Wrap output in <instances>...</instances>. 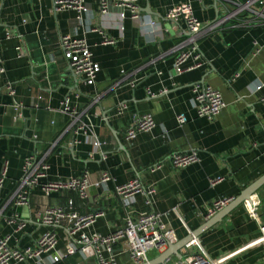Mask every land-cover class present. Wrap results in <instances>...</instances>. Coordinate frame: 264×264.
<instances>
[{
    "label": "crops",
    "instance_id": "1",
    "mask_svg": "<svg viewBox=\"0 0 264 264\" xmlns=\"http://www.w3.org/2000/svg\"><path fill=\"white\" fill-rule=\"evenodd\" d=\"M0 3V35L10 30L21 36L4 40L0 47V68L5 70L0 76V170L5 166L8 169L0 191V240L11 237V248L25 249L54 231L59 250L65 252L71 241L67 232L71 220L46 226L37 213L48 207L64 208L69 200L81 215L101 213L85 229L87 235L107 236L126 225L116 187L140 178L144 185L153 186L156 194L152 207L137 195L135 219L154 210L163 214V222L176 231L178 242L194 235L212 260H221V264H264L260 227L244 209V202L237 203L264 178V105L260 102L264 94V28L225 27L206 34L200 40L206 64L175 75L174 48L186 38V26L183 20L179 25L171 22L169 11L190 4L196 18L207 25L219 16L217 0H138L137 20L129 11L122 20V12L115 7L100 15L97 4L91 3L82 24L76 23L75 11H57L55 0ZM68 35L84 39L100 66L94 85L80 80L77 83L70 73L60 47L61 37ZM254 41L263 49L250 60ZM21 46L26 55L18 56L16 49ZM246 60L249 67L244 68ZM239 72L240 77L235 78ZM195 84L221 92L226 108L215 121L197 117L192 92ZM259 85L262 90L255 91ZM8 87L14 90L13 96ZM66 98L85 126L78 134L76 127L68 128L70 118L62 110ZM95 98H99L97 105ZM146 114L153 116L156 127L128 143L126 134L134 117ZM180 115L187 118L183 127L177 120ZM94 138L104 143L97 153L92 145ZM189 150L197 151L200 161L175 169L171 157ZM31 154L44 158L49 167L41 185L66 183L87 174L92 184L89 197L80 200L66 190L46 197L38 186L28 206H15L11 199L23 176L24 160ZM105 172L113 181L106 187L98 186ZM216 179L222 182L212 185ZM252 195L261 202L264 220V183ZM223 199L233 201L207 218L211 205ZM222 213L220 221L196 236ZM13 219L16 222L10 223ZM21 223L26 225L19 229ZM162 252H155L153 259ZM180 253L184 255L183 250ZM116 260L117 264H132L120 249ZM178 260L173 257L167 264ZM58 264L90 263L77 254Z\"/></svg>",
    "mask_w": 264,
    "mask_h": 264
},
{
    "label": "built area",
    "instance_id": "2",
    "mask_svg": "<svg viewBox=\"0 0 264 264\" xmlns=\"http://www.w3.org/2000/svg\"><path fill=\"white\" fill-rule=\"evenodd\" d=\"M138 0H55L57 11L73 10L76 12V23L82 24L84 16L90 13L91 3H96L100 15L109 13L111 7L119 9L124 20L125 12L129 11L133 19H140V8ZM218 18L208 23L202 24L195 16L190 4H181L171 9L167 18L176 25L183 20L186 26V38L174 48L176 58L174 62V74L181 75L185 72L193 71L203 67L206 62L203 60L200 40L208 33L220 29H242L264 28V0H217ZM2 5L0 3V14ZM13 37H21L16 32L7 30L0 35V47L4 40ZM108 42V41H106ZM60 47L67 59L74 74L86 85H94L100 72V66L94 62L92 52L90 51L84 39L73 38L72 36H63L60 40ZM262 45L258 41L253 42V49L250 54L252 60L258 57L262 52ZM18 56L26 55L24 46L18 47ZM188 63H190L188 65ZM249 61H245L244 68L249 67ZM0 65L3 60L0 56ZM5 73L3 67L0 68V76ZM240 72L235 78L240 77ZM135 85L132 83V87ZM263 86H258L255 91L262 90ZM10 95L15 92L8 87ZM194 93L193 105L197 117L208 121H215L226 108V103L220 91L205 84H195L192 87ZM264 105V94L260 98ZM99 103V98H95L94 105ZM62 110L70 118L69 129L76 127L75 133L85 130V126L80 124V115L72 106L69 98L62 103ZM181 127L186 124L187 118L180 115L177 118ZM156 127L154 118L150 114L136 115L133 124L126 134V141L132 143L138 134L149 132ZM94 151L102 150L104 143L99 139H92ZM200 161L197 151L189 150L183 153L174 154L171 157L172 166L175 169H183ZM49 169L45 159L38 158V155L31 154L25 158L23 164V176L19 180L17 189L12 196V203L17 207L29 205L32 191L35 187L41 186L46 197L59 191H71L75 193L80 200H86L89 197V190L92 186L87 174L74 177L69 182H48L41 185L40 180L46 177V171ZM8 177L7 166L0 170V191L3 189ZM113 181L108 172L103 173L98 186L106 187ZM222 182V179L212 181V185ZM116 195L120 200L125 212L126 225L115 232L104 236L99 233L87 235L85 229L92 226L100 214L81 215L78 213L73 200H69L64 208H45L37 217L40 222L46 226H57L66 220H71V227L67 232L71 239L67 250H59V241L54 231L47 232L41 236L34 247L25 249H14L9 246L11 237H5L0 240V264L29 263L35 261L37 264H58L68 257L82 254L85 259H96L97 264H117L116 251L120 249L128 254L132 264L149 263L148 255L150 253H160L168 248L169 245L178 242L176 231L162 220L163 214L154 210L140 214L137 219L134 218V207L137 204V195L144 198V203L152 207V201L156 194L153 186H146L140 178L131 182L117 186ZM232 199H223L215 201L208 209L207 218L215 216L218 212L228 207ZM244 209L248 215L255 220L264 238V220L260 213L261 202L257 195L244 202ZM10 223L16 222V219L9 220ZM25 223L19 224V229L25 227ZM79 235L77 239L76 236ZM198 247V250H194ZM183 259L171 264H221L220 260H212L200 242L197 239L191 241L184 249ZM108 254V257L105 254ZM167 264V263H166Z\"/></svg>",
    "mask_w": 264,
    "mask_h": 264
},
{
    "label": "water",
    "instance_id": "3",
    "mask_svg": "<svg viewBox=\"0 0 264 264\" xmlns=\"http://www.w3.org/2000/svg\"><path fill=\"white\" fill-rule=\"evenodd\" d=\"M70 73L73 75V78L75 79V81L78 83L79 79L78 77L74 74L72 68L70 67ZM15 104L13 103L12 106H14ZM264 183V178H262L261 180H259L253 187H251L250 189H248L245 193V196L240 200V202L238 201L237 203H241V202H245L247 200H249L251 198V195L253 193H255L257 191V189ZM224 213H222L218 218H216L215 220H213L211 223H209L208 225H205L200 233H197L196 236H199L203 231H206L207 229H209L211 226H213L215 223H217L218 221H220V217L223 216ZM195 238L194 235L190 236L188 239L181 241V242H177L176 244L173 245H169L168 248L162 252L156 259H152L150 260L149 263L146 264H166L167 262L170 261V259H172L173 257H177L179 259H183L184 257L181 255V250H183L191 241H193ZM89 263L90 264H97L96 259L91 258L89 259Z\"/></svg>",
    "mask_w": 264,
    "mask_h": 264
},
{
    "label": "rangeland",
    "instance_id": "4",
    "mask_svg": "<svg viewBox=\"0 0 264 264\" xmlns=\"http://www.w3.org/2000/svg\"><path fill=\"white\" fill-rule=\"evenodd\" d=\"M148 257H149V259H153L154 257H155V254L154 253H150L149 255H148ZM172 263V262H171ZM171 263H168V264H171Z\"/></svg>",
    "mask_w": 264,
    "mask_h": 264
}]
</instances>
